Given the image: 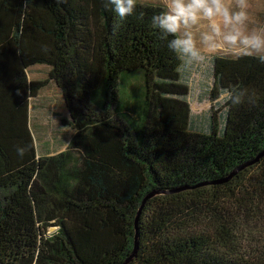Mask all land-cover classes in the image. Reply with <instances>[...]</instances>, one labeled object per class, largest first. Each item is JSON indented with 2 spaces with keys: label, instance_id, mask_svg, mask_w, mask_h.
<instances>
[{
  "label": "trees",
  "instance_id": "trees-1",
  "mask_svg": "<svg viewBox=\"0 0 264 264\" xmlns=\"http://www.w3.org/2000/svg\"><path fill=\"white\" fill-rule=\"evenodd\" d=\"M187 58L161 2L0 0V264H264V55H214L199 119ZM51 80L74 133L40 155Z\"/></svg>",
  "mask_w": 264,
  "mask_h": 264
},
{
  "label": "rangeland",
  "instance_id": "rangeland-1",
  "mask_svg": "<svg viewBox=\"0 0 264 264\" xmlns=\"http://www.w3.org/2000/svg\"><path fill=\"white\" fill-rule=\"evenodd\" d=\"M140 1L161 2L168 7V25L178 32L188 55L187 61L194 65L190 102L196 119L211 115V107L215 104L207 94L212 84L214 55H264V0ZM50 70L48 65H34L29 68V77L47 79ZM220 101H224L222 97ZM214 111L219 120L225 108L217 105ZM62 118H68V113L61 90L51 80L30 105V126L40 155L67 148L74 130L63 124Z\"/></svg>",
  "mask_w": 264,
  "mask_h": 264
},
{
  "label": "water",
  "instance_id": "water-1",
  "mask_svg": "<svg viewBox=\"0 0 264 264\" xmlns=\"http://www.w3.org/2000/svg\"><path fill=\"white\" fill-rule=\"evenodd\" d=\"M242 167H243V166H240L237 170L241 169ZM237 170H236V171H237ZM236 171H235V172H236ZM235 172H234V173H235ZM154 194H155L154 192L150 193L148 196H146V198H145L144 201H146L147 198L153 196ZM139 213H140V211H139ZM137 245H138V232L136 233V247H135L133 253H135V251L137 250V248H138Z\"/></svg>",
  "mask_w": 264,
  "mask_h": 264
}]
</instances>
